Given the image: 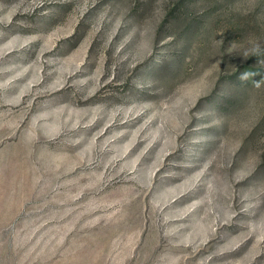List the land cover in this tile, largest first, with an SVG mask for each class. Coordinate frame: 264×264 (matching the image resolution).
Wrapping results in <instances>:
<instances>
[{
	"label": "rangeland",
	"instance_id": "rangeland-1",
	"mask_svg": "<svg viewBox=\"0 0 264 264\" xmlns=\"http://www.w3.org/2000/svg\"><path fill=\"white\" fill-rule=\"evenodd\" d=\"M261 51L264 0H0V264H264Z\"/></svg>",
	"mask_w": 264,
	"mask_h": 264
},
{
	"label": "trees",
	"instance_id": "trees-1",
	"mask_svg": "<svg viewBox=\"0 0 264 264\" xmlns=\"http://www.w3.org/2000/svg\"><path fill=\"white\" fill-rule=\"evenodd\" d=\"M260 53H263L264 54V51H261ZM162 66V65H161ZM252 71L253 73H255V70L251 67H249L248 65L245 66L242 70L241 73H239L238 75H236L234 77V81H245V79H247L249 77V72ZM241 83V82H240Z\"/></svg>",
	"mask_w": 264,
	"mask_h": 264
}]
</instances>
